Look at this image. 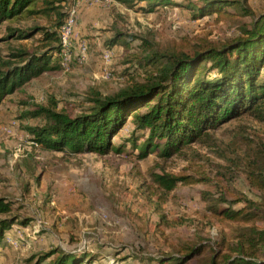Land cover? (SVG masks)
I'll return each mask as SVG.
<instances>
[{"label": "rangeland", "instance_id": "1", "mask_svg": "<svg viewBox=\"0 0 264 264\" xmlns=\"http://www.w3.org/2000/svg\"><path fill=\"white\" fill-rule=\"evenodd\" d=\"M247 4L257 15L264 0H248ZM138 6L118 0L81 4L77 29L80 40L89 46L86 61L80 64L73 60L68 68L58 65L5 97L0 107V197L15 200L14 212L30 218V224L15 225L9 231L0 250V264H32L31 259L35 262L56 250L96 253L99 259L93 264H145L141 258L178 254L185 243L205 245L203 256H208L223 239L237 241L236 226L215 220L211 204L242 194L256 201L264 198L249 183L244 163L238 158L246 148L243 142L264 138V124L250 115L232 119L212 130V139L185 144L170 157L152 152L141 159L131 144L105 155L50 151L30 139L25 126L42 121L21 119L22 112L35 109L37 104L47 106L52 98L59 111L75 116L91 105L87 98L95 90L108 95L133 83L125 75L130 67L126 61L145 51L140 38L126 46L108 48L117 31L149 36L160 51L171 52L233 39L241 34V23L252 18L243 15L238 20L218 21L215 15H208L193 19L188 9L161 7L147 14ZM55 17L52 13L28 15L9 24L53 30ZM5 34L6 24L0 27V36ZM42 36L40 32L30 38L0 41V58L16 62L19 58L11 53L20 48L44 50ZM105 50L113 52L108 64L103 62ZM105 70L110 72L108 78L103 77ZM137 80L143 82L144 75ZM132 127L128 122L113 143H121V135ZM165 173L190 175L198 182L166 191L154 177ZM116 251L120 253L117 261L113 256ZM203 256L187 264H198Z\"/></svg>", "mask_w": 264, "mask_h": 264}, {"label": "trees", "instance_id": "2", "mask_svg": "<svg viewBox=\"0 0 264 264\" xmlns=\"http://www.w3.org/2000/svg\"><path fill=\"white\" fill-rule=\"evenodd\" d=\"M74 0H0V27L6 24V34L0 41L25 39L42 32L44 50L20 48L12 52L18 61L0 58V107L5 97L19 90L44 72L57 69L60 62V28L69 16ZM143 13H154L161 7L183 8L193 19L215 15L219 20L252 17L240 25L241 34L220 44L203 42L192 49L163 52L149 36L120 31L109 39L107 47L126 46L141 39L145 51L126 61L130 67L125 75L133 83L113 94L95 90L87 98L86 111L70 116L59 111L54 99L47 106L36 105L20 114L21 119L38 118L41 123L25 126L36 145L50 151L70 150L74 153L108 154L123 151L131 144L145 158L152 152L170 157L185 144L212 139V130L232 119L250 115L264 124V7L260 14L247 4L248 0H118ZM41 3V4H40ZM42 6H40V5ZM40 7V8H39ZM55 14L54 29L32 26L16 28L11 21L35 14ZM153 37V36H152ZM144 75L139 82L136 74ZM145 108L144 111H141ZM128 122L130 131L121 135V143L113 139L121 134ZM215 142H213L214 144ZM242 157L246 177L254 188L264 194V138L243 142ZM155 181L166 191L179 184H194L190 175L156 174ZM226 201L225 203H223ZM222 202V203H221ZM15 200L0 197V250L15 225L28 226L30 218L14 212ZM212 217L221 224L236 226L235 243L223 239L211 254L200 243L181 244L178 254L141 258L145 264H187L203 256L198 264H264V198L256 201L238 195L231 201L219 198L209 207ZM119 252L114 253L117 261ZM93 264L99 255L88 251L56 250L46 253L32 264ZM29 260V259H28ZM27 260V261H28Z\"/></svg>", "mask_w": 264, "mask_h": 264}, {"label": "built area", "instance_id": "3", "mask_svg": "<svg viewBox=\"0 0 264 264\" xmlns=\"http://www.w3.org/2000/svg\"><path fill=\"white\" fill-rule=\"evenodd\" d=\"M97 1L98 0L73 1L69 16L59 30L61 38L60 62L62 67L68 68L73 60H77V62L80 64H83L86 61L89 46L86 41L80 40L81 38L79 30L77 29L79 6L83 3H95ZM112 58V50H105L103 53V62L105 64H108L112 61ZM109 76L110 72H108V70H105L103 77L108 78ZM15 124L16 122H13V125ZM13 125L8 129L9 133L13 130Z\"/></svg>", "mask_w": 264, "mask_h": 264}]
</instances>
